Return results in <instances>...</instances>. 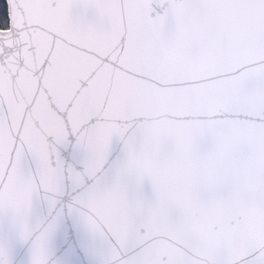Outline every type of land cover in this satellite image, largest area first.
<instances>
[{"label": "snow or ice", "instance_id": "6c2138e0", "mask_svg": "<svg viewBox=\"0 0 264 264\" xmlns=\"http://www.w3.org/2000/svg\"><path fill=\"white\" fill-rule=\"evenodd\" d=\"M0 264H264V0L0 4Z\"/></svg>", "mask_w": 264, "mask_h": 264}, {"label": "rangeland", "instance_id": "374dc122", "mask_svg": "<svg viewBox=\"0 0 264 264\" xmlns=\"http://www.w3.org/2000/svg\"><path fill=\"white\" fill-rule=\"evenodd\" d=\"M0 4H4V1L3 0H0Z\"/></svg>", "mask_w": 264, "mask_h": 264}]
</instances>
